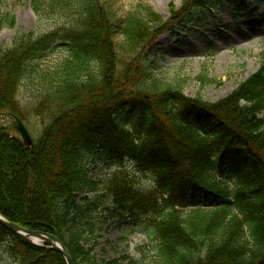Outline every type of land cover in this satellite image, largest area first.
<instances>
[{"label": "trees", "instance_id": "1", "mask_svg": "<svg viewBox=\"0 0 264 264\" xmlns=\"http://www.w3.org/2000/svg\"><path fill=\"white\" fill-rule=\"evenodd\" d=\"M217 1L243 13L251 0H182L180 9L171 7L168 22L146 7L121 19L103 0H34L38 14L76 6L79 12L64 35L20 34L11 47L0 48L5 219L59 238L75 264H135L129 257L99 259L75 224L80 193L92 186L83 155L101 151L152 174L153 191L136 188L122 170L106 191L114 217L131 215L150 229L162 264H264V58L255 75L216 104L186 97L181 84L161 85L143 61L134 65L153 33L194 9H214ZM7 19L15 28V18ZM56 41L65 42L70 57L35 107L42 132L23 149L4 120L9 113L22 119L21 82ZM198 80L209 81L204 74ZM0 245L14 264H66L58 252L28 245L1 225Z\"/></svg>", "mask_w": 264, "mask_h": 264}, {"label": "rangeland", "instance_id": "2", "mask_svg": "<svg viewBox=\"0 0 264 264\" xmlns=\"http://www.w3.org/2000/svg\"><path fill=\"white\" fill-rule=\"evenodd\" d=\"M222 2L217 1L214 9H194L185 16L175 17L166 28L153 33L152 43L137 52L134 65L139 66L142 61L146 63V73L163 86L181 84L188 98H199L211 104L227 99L261 68L264 58V1L251 0L250 8L243 13L233 11ZM103 3L121 19L146 7L167 22L172 17L171 7L178 10L182 6V0H103ZM78 12L76 6L64 12L38 14L34 0H0V26H4L0 29V48L11 47L20 34L32 33L34 39L53 33L64 35V30L75 27ZM8 16L16 20L13 29L6 26ZM178 19L180 22L176 26ZM122 41L121 37L117 39V42ZM69 57L64 41L52 43L42 57L31 62L29 72L21 82L18 99L23 116L22 119L18 117L33 139L38 138L44 127L35 107L53 85L55 74ZM147 58L148 61L145 60ZM202 74L208 83L198 80ZM118 120L121 123V118ZM121 125L131 127L132 124L127 121ZM83 166L92 186L80 193L75 224L90 245L96 247L98 258L115 260L129 257L135 264H162L159 243L150 236V229L143 223L137 224L131 215L114 217L109 210L116 209L106 191V184L120 170L134 179L139 190L153 191L157 186L152 174L145 175L131 162L113 160L101 151L85 153ZM162 195L158 194L159 198H164ZM6 252V246L0 245V264H14Z\"/></svg>", "mask_w": 264, "mask_h": 264}, {"label": "water", "instance_id": "3", "mask_svg": "<svg viewBox=\"0 0 264 264\" xmlns=\"http://www.w3.org/2000/svg\"><path fill=\"white\" fill-rule=\"evenodd\" d=\"M8 116L10 119L4 123V129L13 132V139L20 147L23 149L32 148L34 145L33 140L22 120L14 114H9ZM0 225L20 237L26 244L58 252L67 264H75L70 252L59 238L45 232L24 229L9 222L1 215Z\"/></svg>", "mask_w": 264, "mask_h": 264}, {"label": "bare ground", "instance_id": "4", "mask_svg": "<svg viewBox=\"0 0 264 264\" xmlns=\"http://www.w3.org/2000/svg\"><path fill=\"white\" fill-rule=\"evenodd\" d=\"M163 39V38H162ZM163 41H164V39H163ZM163 41H161V43H163Z\"/></svg>", "mask_w": 264, "mask_h": 264}]
</instances>
